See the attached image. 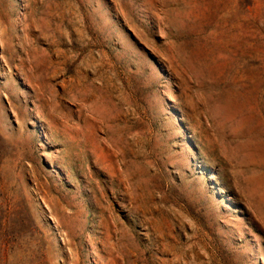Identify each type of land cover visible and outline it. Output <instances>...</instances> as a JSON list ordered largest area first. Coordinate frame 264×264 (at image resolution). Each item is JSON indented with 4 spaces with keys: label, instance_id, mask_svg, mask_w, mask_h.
I'll use <instances>...</instances> for the list:
<instances>
[{
    "label": "rangeland",
    "instance_id": "rangeland-1",
    "mask_svg": "<svg viewBox=\"0 0 264 264\" xmlns=\"http://www.w3.org/2000/svg\"><path fill=\"white\" fill-rule=\"evenodd\" d=\"M0 264H264V0H0Z\"/></svg>",
    "mask_w": 264,
    "mask_h": 264
}]
</instances>
